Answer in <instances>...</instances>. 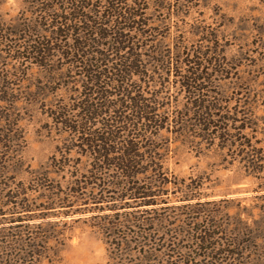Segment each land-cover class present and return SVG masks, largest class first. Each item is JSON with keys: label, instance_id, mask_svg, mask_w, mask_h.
Returning a JSON list of instances; mask_svg holds the SVG:
<instances>
[{"label": "rangeland", "instance_id": "374dc122", "mask_svg": "<svg viewBox=\"0 0 264 264\" xmlns=\"http://www.w3.org/2000/svg\"><path fill=\"white\" fill-rule=\"evenodd\" d=\"M0 264H264V0H0Z\"/></svg>", "mask_w": 264, "mask_h": 264}, {"label": "trees", "instance_id": "16d2710c", "mask_svg": "<svg viewBox=\"0 0 264 264\" xmlns=\"http://www.w3.org/2000/svg\"><path fill=\"white\" fill-rule=\"evenodd\" d=\"M118 16L121 19H124L126 21L130 20V17H127L128 14H130V12H125V16L120 15L119 13H117ZM116 15V14H115ZM131 15V14H130ZM117 16V15H116ZM123 27H117L116 29L113 30V35L117 36L114 37V42L113 44L116 46V49H118L119 51L121 49H123L124 47L128 48V46H125L124 44L127 43V39L126 36L124 34H122ZM95 34H97L100 38H105L106 36L103 33V29H101V27H97L95 29ZM123 44V46L121 45ZM121 45V46H120ZM100 55H103L102 53H100ZM132 58V57H130ZM127 59V58H126ZM131 63V61L129 62ZM125 67V65H123ZM131 68V66H130ZM96 69H91V70H86V72H96ZM123 71V69L121 70V72ZM133 72L135 73L136 71L133 70ZM95 81V80H94ZM126 91V90H125ZM127 97L130 99V102L132 103V107L134 108V111L136 112V117L140 118V119H144L148 122H154L156 121L154 118V115L149 116L150 114H155L154 113V108L152 107V105H155L157 103V100L154 99L153 102L151 104H149V102L147 103V99L142 98V97H129V93H126ZM200 105V104H199ZM90 113V111H88ZM89 118V117H87ZM91 118V117H90ZM206 118H203V120H205ZM229 120V119H227ZM251 124H253L252 121H250ZM248 121L246 123L245 126H248L250 124ZM106 126V125H105ZM218 126V125H216ZM219 127V134L217 135L218 138H223L225 139V136H228V131L225 130V128L221 127L220 125ZM239 130H241V127H238ZM112 136H103V135H95L94 139L89 140L90 144H93L94 146H98V148L95 151V156L97 157L98 161H103L104 163L106 162V160H112L113 164L115 165V167H117L121 172H122V176H125L126 178H135L138 174L142 173L143 171L147 170V167L145 166V164L147 162H152V157H150V160L145 156L144 152H141L139 150L138 147V143L136 142L135 144H133L132 142H130V144L127 146V148H125L124 151H121V153H119L117 156H112L111 158H109L108 156L111 153L110 149L108 148V142L110 143L112 140H114L115 136H113L112 132H111ZM237 135L233 134V137L235 139ZM113 137V139H112ZM143 139V138H142ZM229 140V139H227ZM238 140V139H237ZM96 142H99V144L96 145ZM102 143V144H101ZM241 146H245V148H248L247 151H251L255 150L254 148H251L250 144H245L244 142L240 143ZM153 146L151 145V148ZM152 151H154L153 149H150ZM111 161V162H112ZM253 165V164H252ZM152 170H155L158 172V165L156 164V166L152 167ZM152 179V178H151ZM160 181V179L158 180ZM151 184V182H150ZM149 184V185H150ZM148 187H136V194H139L138 196L141 197H145L147 196V189ZM141 189H144V191H141Z\"/></svg>", "mask_w": 264, "mask_h": 264}]
</instances>
